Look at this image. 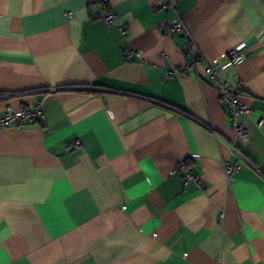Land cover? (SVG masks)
I'll return each instance as SVG.
<instances>
[{
    "label": "crops",
    "instance_id": "0c3cea01",
    "mask_svg": "<svg viewBox=\"0 0 264 264\" xmlns=\"http://www.w3.org/2000/svg\"><path fill=\"white\" fill-rule=\"evenodd\" d=\"M240 44L236 140L204 65ZM40 98L0 129V264H264V0H0V115Z\"/></svg>",
    "mask_w": 264,
    "mask_h": 264
},
{
    "label": "built area",
    "instance_id": "2783aa9c",
    "mask_svg": "<svg viewBox=\"0 0 264 264\" xmlns=\"http://www.w3.org/2000/svg\"><path fill=\"white\" fill-rule=\"evenodd\" d=\"M173 8V7H172ZM99 19L108 25H115V16L112 13H106L99 16ZM122 34H126V29L119 27ZM168 34H173L174 32L185 31V26L182 18L177 14L166 28ZM244 44H240L235 48L229 50L219 61L214 63H209L204 65V73L209 76V79L216 83V87L219 92L220 100L225 106L226 112L231 122V127L234 131L236 140L246 136V128L242 121L239 120L241 114H247L249 109L245 104H243L239 98L238 94L240 92V83L235 85L230 84L227 80L220 78V71L229 67L237 66L244 59L245 55L242 52ZM125 58H139L141 53L139 50H134L130 47H126L123 50ZM196 60L191 62V65L187 64L183 67L178 74L184 75L186 69L189 66L197 64ZM165 76L167 78L172 77L176 71L174 70H164ZM42 98L39 99L34 105L21 108L19 110H13L10 106H6L4 112L0 115V129L9 126H18L22 123H34L41 119L42 117ZM261 125V121L257 122V126ZM225 141V140H224ZM230 147V151L235 153L241 160L251 164L246 155L237 147L235 142H226ZM72 146L80 148L82 142L80 139L74 140ZM222 169L224 175L228 181H231L236 173L239 171V166L231 164L227 159L222 160ZM182 171L185 174L186 180H194L198 184L200 183L199 176L195 175L192 168L187 164L186 160H180L174 167V172Z\"/></svg>",
    "mask_w": 264,
    "mask_h": 264
}]
</instances>
